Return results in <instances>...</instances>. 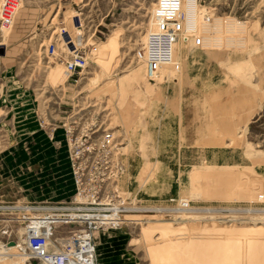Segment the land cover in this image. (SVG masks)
Here are the masks:
<instances>
[{
    "label": "rangeland",
    "instance_id": "1",
    "mask_svg": "<svg viewBox=\"0 0 264 264\" xmlns=\"http://www.w3.org/2000/svg\"><path fill=\"white\" fill-rule=\"evenodd\" d=\"M20 1L0 26V255L42 216L53 240L82 231L98 190L220 212L122 213L92 235L97 264H264V0H181L203 45L180 43L154 81L133 57L155 0ZM68 36L87 61L72 76Z\"/></svg>",
    "mask_w": 264,
    "mask_h": 264
},
{
    "label": "built area",
    "instance_id": "2",
    "mask_svg": "<svg viewBox=\"0 0 264 264\" xmlns=\"http://www.w3.org/2000/svg\"><path fill=\"white\" fill-rule=\"evenodd\" d=\"M20 3V0H0L1 28L11 27L20 8ZM180 4L181 0H155L153 4L150 14V20H153L151 29L153 31L146 33L144 42L133 57L136 64L144 68L149 81H154L160 72L167 68L178 71L176 50L180 43L190 42L195 48H201L203 45L201 36H197L195 30L186 24V16L182 9L180 10ZM205 20L208 22L209 17H205ZM64 44L68 53L63 61L66 72L70 76L76 73L80 74L87 67V61L81 52L84 46L83 37L81 36L79 43L76 44L74 39L68 36ZM53 53L54 49L51 48L50 54ZM92 55H94V50L89 53V56ZM104 143H108V141L102 142V145ZM79 180L80 178L76 181L78 187L79 184L81 185ZM99 197L100 202L98 201ZM87 199H89L88 204L91 207H80L84 204L82 201V204L77 208L84 209H79L82 212L74 213L76 215L74 218H78L82 224V231L70 237H59L53 240L52 224L61 222H56L53 219L49 220L52 222H47L44 220V216L41 217L42 219H32L25 227L23 244L18 245L13 242L14 252L11 254L27 261H36L38 264H97L92 235L95 231L103 229L104 226L113 224L112 221H116V216H120L122 213L131 214V217H139V215L146 216V214L160 216L165 213L209 216L220 212L211 209L197 210L191 208L185 201L175 202L174 200H170L166 208H145L128 200L118 201L115 204L111 195L102 194L99 196L98 190L86 197ZM30 208L29 212H34V207ZM234 212L236 215L244 213V217L257 213L256 210L249 208L237 209ZM107 220H109L108 223ZM8 243L4 245L7 246Z\"/></svg>",
    "mask_w": 264,
    "mask_h": 264
},
{
    "label": "bare ground",
    "instance_id": "3",
    "mask_svg": "<svg viewBox=\"0 0 264 264\" xmlns=\"http://www.w3.org/2000/svg\"><path fill=\"white\" fill-rule=\"evenodd\" d=\"M17 208V207H16ZM18 210H21V211H23V210H25V211H29L31 208H17ZM35 209V208H34ZM80 208H77V210H79ZM41 211H48L47 209H40ZM55 210H64V211H68V212H70V211H72V210H76V209H71V208H63V209H55ZM60 217V216H59ZM69 217V216H68ZM64 218H66V217H64ZM3 248V253L0 255L1 257H0V264H4L5 262H9V263H6V264H12L11 262L14 260V259H16V257H12V254L11 253H8L7 251H6V247L5 246H3L2 247ZM11 248V247H10ZM11 250V249H10ZM9 258V259H8ZM11 258V259H10Z\"/></svg>",
    "mask_w": 264,
    "mask_h": 264
},
{
    "label": "water",
    "instance_id": "4",
    "mask_svg": "<svg viewBox=\"0 0 264 264\" xmlns=\"http://www.w3.org/2000/svg\"><path fill=\"white\" fill-rule=\"evenodd\" d=\"M13 245H14L13 242H9V243L7 244V247H12Z\"/></svg>",
    "mask_w": 264,
    "mask_h": 264
}]
</instances>
